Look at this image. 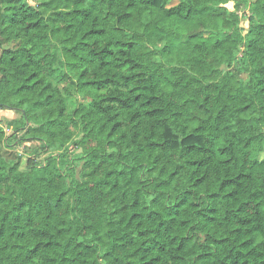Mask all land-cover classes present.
I'll return each instance as SVG.
<instances>
[{"label":"trees","instance_id":"trees-1","mask_svg":"<svg viewBox=\"0 0 264 264\" xmlns=\"http://www.w3.org/2000/svg\"><path fill=\"white\" fill-rule=\"evenodd\" d=\"M0 50V264H264V0H0Z\"/></svg>","mask_w":264,"mask_h":264},{"label":"rangeland","instance_id":"rangeland-1","mask_svg":"<svg viewBox=\"0 0 264 264\" xmlns=\"http://www.w3.org/2000/svg\"><path fill=\"white\" fill-rule=\"evenodd\" d=\"M30 5H36L37 0H26ZM189 1V0H186ZM253 1V0H250ZM227 7L229 9H232L233 7V2H229L227 4ZM240 17H241V26L244 30V32L247 31L248 29V8L243 7L242 10L239 12ZM6 47H14V44H6L4 46ZM1 51V50H0ZM55 67H56V73L54 75V80H56L59 75H60V71L63 68V64H62V59L60 56V53H57L56 55V59H55ZM75 101H77L78 96H74L73 98ZM20 114L16 111V110H12V109H8V108H3L0 109V127H4L6 128V124L8 122V120H12L15 118H19ZM39 150V145L37 142L35 141H22L19 144L15 145V146H11V147H7V148H3L2 150V155L6 158V159H10V158H14L18 155H21L24 160L32 157L34 153L36 151ZM38 160H41L43 158L42 154H38V157H36Z\"/></svg>","mask_w":264,"mask_h":264}]
</instances>
